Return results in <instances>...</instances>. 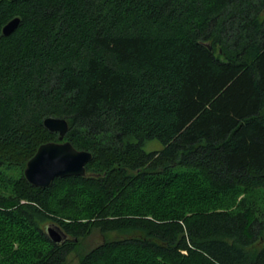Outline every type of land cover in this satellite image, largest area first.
I'll use <instances>...</instances> for the list:
<instances>
[{
    "label": "trees",
    "instance_id": "16d2710c",
    "mask_svg": "<svg viewBox=\"0 0 264 264\" xmlns=\"http://www.w3.org/2000/svg\"><path fill=\"white\" fill-rule=\"evenodd\" d=\"M49 116L92 159L39 187ZM71 254L264 264V0H0V264Z\"/></svg>",
    "mask_w": 264,
    "mask_h": 264
},
{
    "label": "water",
    "instance_id": "95a60500",
    "mask_svg": "<svg viewBox=\"0 0 264 264\" xmlns=\"http://www.w3.org/2000/svg\"><path fill=\"white\" fill-rule=\"evenodd\" d=\"M18 24V18L10 21L3 27L2 35L9 36ZM43 125L49 131L57 133V141L46 142L38 147L24 168L23 173L26 180L32 185L47 187L56 177L85 176V166L92 159V153L77 149L68 140H64L69 129L67 120L62 117L49 116L43 119ZM45 232L48 238L56 244L68 238L54 223L46 224Z\"/></svg>",
    "mask_w": 264,
    "mask_h": 264
},
{
    "label": "rangeland",
    "instance_id": "374dc122",
    "mask_svg": "<svg viewBox=\"0 0 264 264\" xmlns=\"http://www.w3.org/2000/svg\"><path fill=\"white\" fill-rule=\"evenodd\" d=\"M158 145V144H156ZM241 197V196H240ZM239 199V198H238ZM103 238L98 230H94L90 235L84 237L80 241V247L82 251H87L102 242ZM78 257L75 254H71L67 258V264H77Z\"/></svg>",
    "mask_w": 264,
    "mask_h": 264
}]
</instances>
